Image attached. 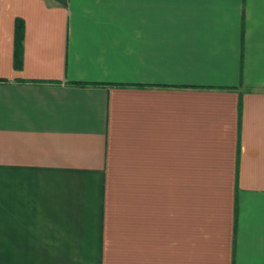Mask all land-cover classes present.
Wrapping results in <instances>:
<instances>
[{"label":"crops","instance_id":"crops-1","mask_svg":"<svg viewBox=\"0 0 264 264\" xmlns=\"http://www.w3.org/2000/svg\"><path fill=\"white\" fill-rule=\"evenodd\" d=\"M0 264H264V0H0Z\"/></svg>","mask_w":264,"mask_h":264}]
</instances>
